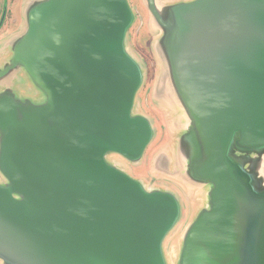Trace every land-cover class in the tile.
I'll return each mask as SVG.
<instances>
[{"label": "water", "instance_id": "obj_1", "mask_svg": "<svg viewBox=\"0 0 264 264\" xmlns=\"http://www.w3.org/2000/svg\"><path fill=\"white\" fill-rule=\"evenodd\" d=\"M159 12L168 175L195 205L178 245L180 192L128 168L156 137L129 0L32 1L0 64L2 264H264V0Z\"/></svg>", "mask_w": 264, "mask_h": 264}, {"label": "rangeland", "instance_id": "obj_2", "mask_svg": "<svg viewBox=\"0 0 264 264\" xmlns=\"http://www.w3.org/2000/svg\"><path fill=\"white\" fill-rule=\"evenodd\" d=\"M144 21L145 28L142 33H137L138 30L141 29H137V24L134 25V28L130 31V49L135 57L142 63L145 70L146 79L138 96V105L140 109L152 119L156 130V137L149 147L141 166H137L133 169L134 166L129 165L128 168L131 172H134L136 176L148 179V182H151L153 185H161L176 190L177 193L180 192L183 205L182 220L181 224L169 239L167 249L168 252H172L173 247L178 245L181 231L192 222L195 205L192 198L189 196L191 194L187 192L177 180L164 174L161 176L159 173H154L152 169L153 161L157 155H170L171 149L177 148L176 143L181 133L178 130L177 119L179 114H182V111L180 107L173 104L167 105L163 100L166 88H163L161 81L164 76L162 64L165 62V58L157 45L161 38V32L150 28L147 18H144ZM137 22L140 23L139 20ZM21 89L27 91L25 88L21 87ZM138 168H142L140 170L141 173L135 171V169ZM200 191L201 189H199V193H201ZM199 198H202L201 195H199ZM0 264L2 263L0 262Z\"/></svg>", "mask_w": 264, "mask_h": 264}, {"label": "flooded vegetation", "instance_id": "obj_3", "mask_svg": "<svg viewBox=\"0 0 264 264\" xmlns=\"http://www.w3.org/2000/svg\"><path fill=\"white\" fill-rule=\"evenodd\" d=\"M32 1L42 0H0V64H6L12 55L16 42L15 39L26 27L28 5ZM192 1L195 0H129L135 17L134 24L130 31L134 28V25L137 24V29L141 28L137 33H142L145 28L144 18L148 19V26L155 29L153 27L152 10L156 11L158 14L160 13V9ZM138 20L140 23L137 22ZM181 135L182 133L179 134L178 140ZM171 150L173 151L174 149ZM171 153L172 152H170V154ZM170 166L171 164L167 161L165 154H160L154 159L152 169L154 173H159L161 176L164 174L169 177L168 173H171ZM159 186L162 187L161 185Z\"/></svg>", "mask_w": 264, "mask_h": 264}, {"label": "bare ground", "instance_id": "obj_4", "mask_svg": "<svg viewBox=\"0 0 264 264\" xmlns=\"http://www.w3.org/2000/svg\"><path fill=\"white\" fill-rule=\"evenodd\" d=\"M142 168H138V169H135V171H137V173H141V170Z\"/></svg>", "mask_w": 264, "mask_h": 264}]
</instances>
